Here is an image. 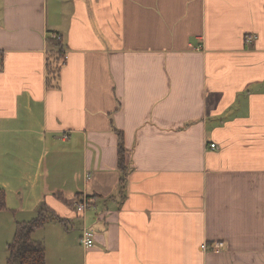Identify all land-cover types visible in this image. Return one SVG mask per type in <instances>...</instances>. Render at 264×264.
<instances>
[{
  "label": "crops",
  "instance_id": "1",
  "mask_svg": "<svg viewBox=\"0 0 264 264\" xmlns=\"http://www.w3.org/2000/svg\"><path fill=\"white\" fill-rule=\"evenodd\" d=\"M0 52V163L68 219L47 264H264V0H0Z\"/></svg>",
  "mask_w": 264,
  "mask_h": 264
},
{
  "label": "trees",
  "instance_id": "2",
  "mask_svg": "<svg viewBox=\"0 0 264 264\" xmlns=\"http://www.w3.org/2000/svg\"><path fill=\"white\" fill-rule=\"evenodd\" d=\"M61 36L59 34H54ZM48 53L46 61V82L49 88H55L59 83L60 71L65 55V46L62 37H52L50 34L47 37ZM1 54V52H0ZM2 62L0 64V69ZM119 133V151H118V166L121 172L120 188L124 187V182L127 179L131 168L126 161V148L124 146L122 133ZM60 200H64L68 205L73 206L78 211V200L76 203L67 200L60 193L55 194ZM80 196V194H78ZM7 209V194L4 189L0 188V211ZM81 213V212H80ZM51 222H58L64 226H68V219L59 215L48 203L44 202L37 211V216L30 220L18 221L16 231L12 241L7 244L6 252L7 264H47V252L45 242L36 240L33 237L37 229L44 227Z\"/></svg>",
  "mask_w": 264,
  "mask_h": 264
},
{
  "label": "rangeland",
  "instance_id": "3",
  "mask_svg": "<svg viewBox=\"0 0 264 264\" xmlns=\"http://www.w3.org/2000/svg\"><path fill=\"white\" fill-rule=\"evenodd\" d=\"M36 151H38V149ZM23 168L24 170H27L26 167ZM32 178H33V184L32 187L30 188L28 187V183L24 181L25 176L19 170L18 167L15 168L13 173L11 172L10 166L8 165L7 162L0 163V188L1 189L5 188L4 190L7 191L6 194H7V208H8V210L0 212V238L5 239L8 231V236H10L8 237L9 242L12 241L14 237L17 227V222L29 220L37 216V213L30 212L29 210L35 209L36 206L39 205L41 206L44 203L43 201L44 199H42V201H40L39 204L37 203L40 199V190L39 187L35 185V175ZM21 186H23V189L26 192L24 193L23 196H19L16 193V190L17 189L19 190ZM15 213L17 214V217L20 219L19 220L17 219L16 223L11 225V220L13 215H15ZM35 238H37L36 235ZM6 258H7L6 247H4V244H2V246L0 247V264H7Z\"/></svg>",
  "mask_w": 264,
  "mask_h": 264
},
{
  "label": "built area",
  "instance_id": "4",
  "mask_svg": "<svg viewBox=\"0 0 264 264\" xmlns=\"http://www.w3.org/2000/svg\"><path fill=\"white\" fill-rule=\"evenodd\" d=\"M52 37L61 38V36H56L54 34H52ZM254 40H255V36L254 35H252V34L251 35H247V37H246V42L247 43L250 44ZM63 60H65V55H64V59ZM63 63H64V61H63ZM0 64H1V58H0ZM210 146L212 148H216L217 147L216 143H212ZM88 206H89L88 199H85L84 201H82L81 203L78 204V208L77 209H78V211L83 212ZM81 242L86 247H92L94 245V232L91 229L84 228V231H83L82 236H81ZM216 246H217V248H219L222 245L217 244ZM205 248H206V246H205Z\"/></svg>",
  "mask_w": 264,
  "mask_h": 264
}]
</instances>
